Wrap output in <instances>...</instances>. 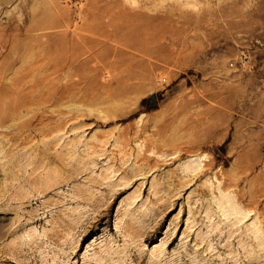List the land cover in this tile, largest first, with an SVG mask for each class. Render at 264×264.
<instances>
[{
	"label": "rangeland",
	"instance_id": "374dc122",
	"mask_svg": "<svg viewBox=\"0 0 264 264\" xmlns=\"http://www.w3.org/2000/svg\"><path fill=\"white\" fill-rule=\"evenodd\" d=\"M251 221L264 0H0V264H248Z\"/></svg>",
	"mask_w": 264,
	"mask_h": 264
},
{
	"label": "bare ground",
	"instance_id": "6f19581e",
	"mask_svg": "<svg viewBox=\"0 0 264 264\" xmlns=\"http://www.w3.org/2000/svg\"><path fill=\"white\" fill-rule=\"evenodd\" d=\"M19 105V104H18ZM12 159V157H11ZM28 159V158H27ZM25 159V160H27ZM12 161V160H11ZM9 162V161H8ZM14 162H17L16 160L12 161L10 164H14ZM20 162V161H19ZM7 163V162H6ZM19 164V163H18ZM29 164V163H27ZM30 165V164H29ZM28 165V166H29ZM4 166V165H3ZM25 166V165H24ZM12 167V166H11ZM30 167V166H29ZM188 171L193 174V173H196L195 170L198 168V167H192V166H188ZM8 169V168H7ZM4 172V171H3ZM5 173V172H4ZM14 173V172H12ZM10 174V173H9ZM12 175V174H11ZM14 175V174H13ZM17 175V174H16ZM26 175V174H25ZM192 176V175H191ZM107 177V175H106ZM15 178V177H13ZM102 178H105V176H103ZM109 177L105 178V179H108ZM20 179V178H19ZM24 178V181H26L27 183H29L27 180L29 179H26ZM14 192V191H13ZM211 195H212V202H214L217 206V208L220 210V215L221 216H224L225 219L227 221H230V223L232 225L234 224H241L243 225V220L247 217L248 214H250V211L248 210H245L242 208V206L240 205V199H237V196L236 195H231L229 193H224L223 191L219 190L217 193L218 194H212V192H210ZM210 203V202H209ZM142 209V208H141ZM141 211V210H140ZM189 210H188V215H189ZM208 212V211H207ZM195 213V212H194ZM78 214V213H77ZM129 215V214H128ZM140 215V214H138ZM207 215V213H206ZM219 215V216H220ZM208 216V215H207ZM206 216V217H207ZM220 216V217H221ZM189 217V216H188ZM209 217V216H208ZM133 218V217H132ZM136 220V218H134ZM207 219V218H206ZM129 220V219H128ZM134 220V221H135ZM210 220V219H209ZM67 221V220H66ZM76 221V220H75ZM81 221V220H80ZM88 221V220H87ZM133 221V219H132ZM131 221V222H132ZM138 221V220H137ZM140 221V220H139ZM70 222V221H69ZM73 222V221H71ZM79 222V220H78ZM126 224V222H124ZM135 223H138V222H135ZM212 223V222H211ZM209 223L208 227L213 224ZM120 224V223H118ZM211 224V225H210ZM240 224V225H241ZM130 225V224H128ZM217 223L214 225L217 227ZM225 225V223H224ZM239 225V228H242L241 226ZM118 226V225H117ZM121 226V225H120ZM124 226V225H123ZM133 226V225H132ZM140 226V225H139ZM226 226V225H225ZM224 226V227H225ZM231 226V225H230ZM238 226V225H237ZM119 227V226H118ZM118 227L116 229H118ZM220 227V226H219ZM223 227V228H224ZM119 228H122V229H118V234L120 236H124L127 234V231H129L130 227L128 228L126 225L124 227H119ZM213 228V227H212ZM221 228V227H220ZM234 227H232L231 229H233ZM236 228V227H235ZM209 229V228H208ZM207 229V230H208ZM216 229V228H215ZM215 229H213V233L216 232ZM222 229V228H221ZM219 229V230H221ZM227 229V228H225ZM223 229V230H225ZM243 229V228H242ZM91 230V229H90ZM139 230V229H138ZM217 230V229H216ZM230 230L229 228L227 229V231ZM237 231V229H235ZM235 230L233 229L232 231L235 232ZM131 231H132V228H131ZM130 231V232H131ZM135 230H133L134 232ZM140 231V230H139ZM208 231H211L212 233V230L211 228L208 230ZM262 229L257 225V221H251L250 222V225H247L244 229V232H242L241 230L238 232L239 235L240 234H243V236L245 235L246 238H245V241L248 239H250V242H246L248 243L247 246H249L248 250H244L246 248H243V252L244 251H247L250 256L248 257V264H261L262 262L259 260L261 257H264V238L262 237ZM221 232V231H219ZM226 232V231H224ZM233 232V233H234ZM137 233V232H136ZM134 232V235L136 234ZM210 233V232H208ZM218 233V231H217ZM232 233V232H230ZM230 233H227L226 235L230 234ZM140 234V233H139ZM206 234V233H205ZM221 234V233H220ZM235 234V233H234ZM234 234H231L232 236ZM132 235V234H131ZM142 235V234H141ZM236 235V234H235ZM129 236V235H128ZM207 236V235H206ZM220 236V235H219ZM241 236V235H240ZM130 237V236H129ZM209 237V236H208ZM207 237V238H208ZM228 237V236H227ZM230 237V236H229ZM235 237H238V235H236ZM240 239V238H239ZM238 241H241L240 244H246L244 243L242 240H239ZM201 241V240H200ZM227 242V241H226ZM231 242V241H230ZM228 243V242H227ZM165 244V243H164ZM195 244V243H194ZM163 245V243H162ZM227 245V244H226ZM157 245H154L153 247H156ZM246 246V247H247ZM162 247V246H161ZM124 248V247H123ZM196 248V247H195ZM241 248V246H240ZM163 248H160L158 251L154 252L153 255H152V262H154L155 264H160L163 260H165V256H164V253H163ZM260 250H263L262 252H260ZM231 252V251H230ZM229 252V253H230ZM245 253V252H244ZM234 254V253H233ZM247 255V254H246ZM113 257H117V262L118 263H113ZM124 257H126V251L124 249H116V248H112V247H106L105 249L101 250L100 253L95 257V258H92V260L88 261L89 264H123V261H124ZM232 257V255H231ZM263 261V260H262Z\"/></svg>",
	"mask_w": 264,
	"mask_h": 264
},
{
	"label": "water",
	"instance_id": "95a60500",
	"mask_svg": "<svg viewBox=\"0 0 264 264\" xmlns=\"http://www.w3.org/2000/svg\"><path fill=\"white\" fill-rule=\"evenodd\" d=\"M150 98H151V99H153L154 97H153V96H151Z\"/></svg>",
	"mask_w": 264,
	"mask_h": 264
}]
</instances>
